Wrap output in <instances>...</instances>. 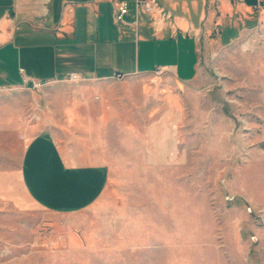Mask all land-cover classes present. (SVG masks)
Segmentation results:
<instances>
[{
	"label": "crops",
	"instance_id": "0c3cea01",
	"mask_svg": "<svg viewBox=\"0 0 264 264\" xmlns=\"http://www.w3.org/2000/svg\"><path fill=\"white\" fill-rule=\"evenodd\" d=\"M140 1L0 0V203L8 209L84 217L125 174L151 181L148 192H165L169 214L173 198L188 199L172 180H187L183 167L202 165L217 148L195 143L190 163L182 124L194 117L197 133L227 124L202 48L231 46L262 28L264 0H156L173 15L164 20ZM122 3L128 11L119 20ZM71 73L92 84L67 98L62 125L42 120L44 109L26 92L72 81ZM259 74L264 105V63ZM33 79L42 87L32 88ZM121 81L132 99L106 87ZM173 167L180 171L173 175Z\"/></svg>",
	"mask_w": 264,
	"mask_h": 264
},
{
	"label": "rangeland",
	"instance_id": "374dc122",
	"mask_svg": "<svg viewBox=\"0 0 264 264\" xmlns=\"http://www.w3.org/2000/svg\"><path fill=\"white\" fill-rule=\"evenodd\" d=\"M248 35L231 46L202 48L201 67L227 124L219 120L215 132L197 133L195 110L189 113L194 122L182 124L190 163L197 151L192 147L201 141L216 145L214 156H219L184 166L188 179L172 180V188L183 196L187 192L188 199L173 198L169 214L161 198L165 192H148L151 181L131 180L125 174L127 179L113 181L105 201L86 210L84 217L39 210L24 214L0 203V264H264V105L259 74L264 25ZM91 84H50L40 92L28 90L27 99H38L42 120L62 125L67 98ZM125 84L106 87L132 99L125 94L130 91ZM27 105L30 115L34 106ZM174 168L173 175L180 171ZM162 183L156 181V188ZM121 184L123 190L116 191ZM176 202L183 204L176 208Z\"/></svg>",
	"mask_w": 264,
	"mask_h": 264
},
{
	"label": "built area",
	"instance_id": "2783aa9c",
	"mask_svg": "<svg viewBox=\"0 0 264 264\" xmlns=\"http://www.w3.org/2000/svg\"><path fill=\"white\" fill-rule=\"evenodd\" d=\"M140 4H142L147 11H156L158 12L159 14V18L160 20H164V18H171L173 17V15L167 11L164 7H162L156 0H141L140 1ZM128 11V5L126 3H122L120 6H119V11L117 13V18L119 20H123L124 18V15L126 14V12ZM156 72L158 74H161L163 72V69L162 68H158L156 70ZM117 77L118 78H122L123 77V74L122 73H117ZM79 76L75 73H71L70 76H69V79L72 80V81H75V80H79ZM43 85V83H41V81H38V80H32V85L31 87L32 88H41Z\"/></svg>",
	"mask_w": 264,
	"mask_h": 264
}]
</instances>
